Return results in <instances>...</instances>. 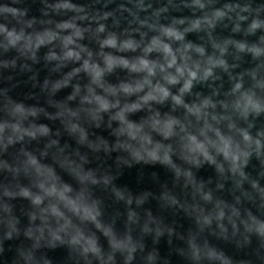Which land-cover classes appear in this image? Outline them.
I'll list each match as a JSON object with an SVG mask.
<instances>
[{
	"label": "clouds",
	"instance_id": "1",
	"mask_svg": "<svg viewBox=\"0 0 264 264\" xmlns=\"http://www.w3.org/2000/svg\"><path fill=\"white\" fill-rule=\"evenodd\" d=\"M0 264H264V0H0Z\"/></svg>",
	"mask_w": 264,
	"mask_h": 264
},
{
	"label": "water",
	"instance_id": "2",
	"mask_svg": "<svg viewBox=\"0 0 264 264\" xmlns=\"http://www.w3.org/2000/svg\"><path fill=\"white\" fill-rule=\"evenodd\" d=\"M136 180H137V176H136L135 172H133L132 175L126 176L124 178L123 182L128 183V184H130V186L135 187L136 186Z\"/></svg>",
	"mask_w": 264,
	"mask_h": 264
}]
</instances>
